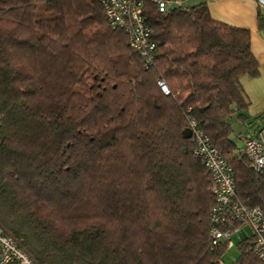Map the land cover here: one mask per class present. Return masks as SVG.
I'll use <instances>...</instances> for the list:
<instances>
[{
    "label": "trees",
    "instance_id": "1",
    "mask_svg": "<svg viewBox=\"0 0 264 264\" xmlns=\"http://www.w3.org/2000/svg\"><path fill=\"white\" fill-rule=\"evenodd\" d=\"M143 8L149 68L97 0H0V225L37 264H226L227 240L209 237L212 179L182 135L191 120L238 200L264 209V171L230 137L232 118L264 128L240 84L259 73L248 29L204 2ZM251 240L232 264H264Z\"/></svg>",
    "mask_w": 264,
    "mask_h": 264
},
{
    "label": "built area",
    "instance_id": "2",
    "mask_svg": "<svg viewBox=\"0 0 264 264\" xmlns=\"http://www.w3.org/2000/svg\"><path fill=\"white\" fill-rule=\"evenodd\" d=\"M103 8L108 24L125 31L130 48L141 58L143 67L149 68L154 63L156 40L152 35L143 8V0H97ZM158 12L178 6L181 0H147ZM264 9V0H254ZM160 91L167 95L170 90L163 78L156 80ZM194 151L207 169L213 185L212 193L215 204L209 215V237L211 244L219 240L231 242V233L239 225L247 223L252 229V249L264 263V209L259 206H247L236 196L234 173L231 165L220 155L209 138L198 128L193 120L189 123ZM243 152L256 172L264 171V128L254 129L242 137ZM236 223L239 224L236 226ZM0 264H37L25 249L0 225Z\"/></svg>",
    "mask_w": 264,
    "mask_h": 264
},
{
    "label": "crops",
    "instance_id": "3",
    "mask_svg": "<svg viewBox=\"0 0 264 264\" xmlns=\"http://www.w3.org/2000/svg\"><path fill=\"white\" fill-rule=\"evenodd\" d=\"M200 2L207 5L212 18L248 29L250 49L258 63L259 73L256 76H241L240 84L249 101L248 114H264V9L258 7L254 0H181V5L193 6ZM257 123L264 125L261 119ZM251 129L244 125L239 137ZM239 141L242 148V139L239 138Z\"/></svg>",
    "mask_w": 264,
    "mask_h": 264
},
{
    "label": "rangeland",
    "instance_id": "4",
    "mask_svg": "<svg viewBox=\"0 0 264 264\" xmlns=\"http://www.w3.org/2000/svg\"><path fill=\"white\" fill-rule=\"evenodd\" d=\"M230 126L232 129L230 133V137L240 147L239 134L243 131L244 124L239 122L237 119L232 118V120L230 121ZM239 230H240V233L238 232ZM251 233H252V229L247 223L239 225L238 228L231 233L230 239H231L233 246L226 250L222 258V260L226 264H232L235 262L239 254L237 243L240 241V239H242L245 236L250 235Z\"/></svg>",
    "mask_w": 264,
    "mask_h": 264
},
{
    "label": "water",
    "instance_id": "5",
    "mask_svg": "<svg viewBox=\"0 0 264 264\" xmlns=\"http://www.w3.org/2000/svg\"><path fill=\"white\" fill-rule=\"evenodd\" d=\"M182 135H183L184 138H190V136H191L190 129L189 128H185L182 131Z\"/></svg>",
    "mask_w": 264,
    "mask_h": 264
}]
</instances>
